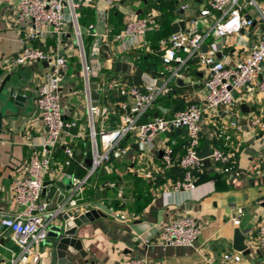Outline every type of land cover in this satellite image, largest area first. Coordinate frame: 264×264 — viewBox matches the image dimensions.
I'll return each mask as SVG.
<instances>
[{
    "label": "crops",
    "instance_id": "obj_1",
    "mask_svg": "<svg viewBox=\"0 0 264 264\" xmlns=\"http://www.w3.org/2000/svg\"><path fill=\"white\" fill-rule=\"evenodd\" d=\"M109 1L95 0L90 6H81L76 10L83 32L87 60L89 61L88 56L94 55L103 61L99 74L94 77L92 75L91 95L108 110L109 117L103 122H97L96 130H100V125L107 129L114 128L121 114L116 104V93L106 91L104 87L111 78L134 86H143L153 80L157 85L163 80L169 82L170 94L158 99L144 121L155 118V115L170 116L201 101L206 73L196 65L195 60H190L184 66L175 63L163 65L157 43L172 33L170 25L179 14L180 6H187L184 12L187 18L198 14L209 0ZM73 2L80 4L82 0ZM18 3L19 0H0V68L4 74L11 75L12 85L23 90L28 97L24 109L18 113L14 109L13 116L17 115L3 123V130L9 131V136L1 137L2 140H8V143L1 147L0 158V214L3 217L12 216L19 210L13 201L14 183L21 176V165L30 160L36 146L41 144L45 137L35 98L38 87L48 83L45 80L47 68L43 62L19 67H11L8 63L11 58L20 54L25 44L43 51H51L66 59L67 67L60 74L58 92L65 119L75 121L76 127L70 130L74 138L65 141L73 148L74 157L70 165L63 168V172L82 177L91 165L82 64L78 49L74 45L71 23L65 24L64 36L60 42L52 35L29 40L27 32L17 25ZM65 13H68L67 9ZM132 15L149 18V30L144 45L122 56L110 58L105 52L104 44L112 43V38L123 30ZM90 25H93L96 37L87 30ZM261 31L262 26L255 25L239 34L217 40L221 45V54L217 57L225 64H234L246 56L251 43ZM238 39L244 44L237 45ZM211 41L212 38L209 37L206 43ZM139 55H147L146 60L153 59L157 64L141 71ZM117 62L127 65L126 72H115ZM174 71L180 75L178 78L168 75ZM178 80L182 83H178ZM261 80L262 77H259L257 81ZM234 102L231 111H219L217 116L201 122L200 150L207 141L210 149L222 150L231 157L229 172L218 174L217 179L209 180L214 181L213 184L206 181L191 191H174L171 186L182 178L167 177L171 171L163 175L156 174L154 180L148 182L143 178L141 169L159 166V154L152 159L139 160L138 150L134 148L135 143L131 139H125L122 146H130L134 156L128 154L121 160L105 165L86 186V199L93 204L94 211L105 217H98L77 229L76 237L81 241L87 255L81 259L68 253L69 260L74 264H124L128 259H141L153 264H225L221 256L229 253L241 255V261L237 264H264V246L259 245L257 236V226L263 209L258 202L264 198V92L255 89L254 93L250 94L242 90L234 95ZM242 104L249 109L247 115L240 110ZM232 118H236L237 123H233ZM253 121H257L256 126L252 125ZM168 139L176 140V153L182 155L186 136L175 133L159 137L152 146V153ZM62 145L53 151L50 170L54 172L65 160ZM212 169V172L207 169L205 171L209 174L218 173L215 166L212 165ZM58 178L55 181L60 180V176ZM134 178L141 180L150 195L149 203L139 212L133 211ZM45 182H48L47 178ZM108 183H114L115 186L111 188ZM119 189L122 191L121 198L117 197ZM41 199L44 201L45 197ZM142 203L140 200L136 205ZM110 209L128 215V220H115ZM183 215L193 216L202 224L201 233L194 245L188 248L163 245L160 241L163 227L175 217ZM233 219L239 220L237 226L233 225ZM236 229L244 235L245 244L250 250L249 255L234 250ZM14 251L16 248L11 240V233L4 230L0 237V264H9L11 253ZM39 251L41 256L37 264H50L52 248L49 238Z\"/></svg>",
    "mask_w": 264,
    "mask_h": 264
},
{
    "label": "built area",
    "instance_id": "obj_2",
    "mask_svg": "<svg viewBox=\"0 0 264 264\" xmlns=\"http://www.w3.org/2000/svg\"><path fill=\"white\" fill-rule=\"evenodd\" d=\"M94 1L82 0L77 4L73 0H19L17 6V25L27 32L29 40L52 35L60 42L64 36L65 24L71 23L74 45L78 49L82 64L91 165L82 177L63 172V168L69 166L74 157L73 148L65 141L74 138L70 130L76 127L75 121L65 119L58 92L60 74L67 67L66 59L51 51H43L25 44L20 54L11 58L8 63L11 67L47 63L45 80L48 83L45 82L38 87L35 98L45 137L43 142L36 146L30 160L21 165V176L14 183L13 201L19 210L0 221V237L4 230L10 231L11 240L16 248V251L11 253L9 264H37L41 256L39 248L48 240V232L58 223L60 216L68 215V219L73 221L94 209L93 204L85 197L86 186L105 165L133 154L130 146H122L125 139H131L138 145L139 160L152 159L161 153L159 166L141 169L143 178L148 182H152L156 174L163 175L167 171L179 169L183 176L171 186L172 190L191 191L201 185L202 183L197 182L198 174L205 170L202 161L197 157L200 151L201 122L217 116L219 111H231L235 104L234 95L242 90L250 94H253L255 89L264 92V0H209L198 14L187 18L184 15V19L187 20L186 31L171 33L158 41L163 65L175 63L184 66L190 60H195L196 65L206 73L202 84V100L170 116H157L144 121L158 99L170 94L169 82L163 80L157 85L153 80L143 86H134L120 79L111 78L104 87L106 91L116 93L118 98L116 104L121 114L114 128L107 129L100 125V130L97 131L96 123L106 120L109 112L91 95L92 66L85 56L83 32L76 15V10L81 6H90ZM65 9L68 10L67 14ZM180 9L184 13L187 6L182 5ZM255 25L262 26V31L251 43L245 57L232 65L225 64L217 57L221 54V45L217 40L239 34ZM87 30L96 37L93 25L88 26ZM148 30L149 18L132 15L123 30L112 38V43L104 44L106 54L113 58L143 46ZM209 37L212 41L207 44ZM205 46L207 49L203 52ZM168 75L174 78L180 76L177 71L169 72ZM259 77H262L260 82L257 81ZM252 125L256 126L257 121H253ZM177 129L187 131L182 155L176 153L175 139H168L152 153V146L159 137L174 134ZM61 144L65 160L54 172L50 170L53 151ZM210 151L209 160L217 172L228 173L230 155L215 148ZM59 176L60 180L55 181ZM46 178L52 184L62 182L64 185L63 190L56 189L54 209L50 208V202L41 199ZM107 185L111 188L115 186L114 183ZM117 197H122L120 189ZM258 204L263 209L257 226V236L259 245L264 246V198ZM110 212L115 220L121 222L128 220V215L120 211L110 209ZM238 224L239 220L233 219V225ZM201 230V222L193 216H178L163 227L160 241L165 246L192 247ZM221 260L225 264H237L241 261V255L225 253ZM124 264L153 263L141 259H128Z\"/></svg>",
    "mask_w": 264,
    "mask_h": 264
},
{
    "label": "water",
    "instance_id": "obj_3",
    "mask_svg": "<svg viewBox=\"0 0 264 264\" xmlns=\"http://www.w3.org/2000/svg\"><path fill=\"white\" fill-rule=\"evenodd\" d=\"M187 20L184 19V13L182 10L179 11L177 17L173 20L170 25V30L172 33H177L179 31H186L185 24ZM207 47L205 46L202 51L205 52ZM44 67L47 68V63L43 62ZM115 72H126L127 65L117 62L115 64ZM183 71V70H182ZM178 83H182L178 80ZM28 101V97L25 96L23 90L20 88H15L11 83V75L4 74L3 69L0 68V158L2 155L1 147L8 143V140H2V136H9V131L3 130V123L10 117L13 116V110L16 113L24 109L25 104ZM240 110L244 115L249 113V109L245 104L240 105ZM157 115H155L156 117ZM225 116V115H224ZM233 123H237L236 118L231 119ZM230 120V121H231ZM247 123V122H246ZM176 135H187L186 130L177 129L175 130ZM136 139V138H135ZM135 150H138V145L135 144ZM211 155L209 143L205 141L201 150L198 152L197 157L202 161V165L209 172H212V164L209 160ZM161 153H159V157ZM44 189L41 195L45 197L46 202H50V208L54 209L56 206V189H64L62 182H56L52 184L51 182L44 183ZM47 187V188H46ZM68 189V186H66ZM98 217H105L100 213L92 210L73 221L68 219V215H62L58 218V223L51 227L48 232V238L50 240V246L52 248V254L50 255V264H74L71 262L67 256L70 253L73 256H79L81 259L86 257V252L83 250L81 241L76 237L77 229L82 225L89 223ZM4 217L0 214V221ZM233 248L235 251L241 252L243 255H249L250 250L245 244L244 235L236 229L234 231Z\"/></svg>",
    "mask_w": 264,
    "mask_h": 264
},
{
    "label": "trees",
    "instance_id": "obj_4",
    "mask_svg": "<svg viewBox=\"0 0 264 264\" xmlns=\"http://www.w3.org/2000/svg\"><path fill=\"white\" fill-rule=\"evenodd\" d=\"M117 17L118 16L116 15L115 18H117ZM157 45H158V43H157ZM155 49L157 50V46L155 47ZM159 55L160 54H158V56ZM138 59H139V66H140L139 68L141 71H146L148 66H153V65L157 64L155 62V60H153V59H151L150 61L146 60V59H148L147 55H142V56L139 55ZM141 60H143V61L141 62ZM218 174L219 173L209 174L205 170H203L200 174H198L197 182L198 183H204V182L209 181L211 179H217L219 176ZM182 176H183V173L179 169H173V170H171L170 173L167 174V177H170L173 179H175V178L181 179ZM133 189H134V191L132 192L133 198H134L133 203L135 205L133 207V211L139 212L146 204L149 203L150 195L148 194V189L144 186V184L138 178L133 179ZM140 200H142L143 203L140 205H136V203H138Z\"/></svg>",
    "mask_w": 264,
    "mask_h": 264
},
{
    "label": "rangeland",
    "instance_id": "obj_5",
    "mask_svg": "<svg viewBox=\"0 0 264 264\" xmlns=\"http://www.w3.org/2000/svg\"><path fill=\"white\" fill-rule=\"evenodd\" d=\"M237 45H243L244 42L241 39H238V41H236ZM89 61L91 63L92 66V72H93V77L97 76L99 74V72L101 71V69L103 68V61L102 60H98L97 57L93 56H88Z\"/></svg>",
    "mask_w": 264,
    "mask_h": 264
}]
</instances>
